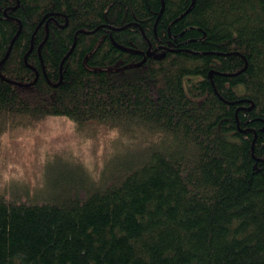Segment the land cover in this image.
<instances>
[{
  "label": "trees",
  "instance_id": "1",
  "mask_svg": "<svg viewBox=\"0 0 264 264\" xmlns=\"http://www.w3.org/2000/svg\"><path fill=\"white\" fill-rule=\"evenodd\" d=\"M51 116L0 264H264V0H0V162Z\"/></svg>",
  "mask_w": 264,
  "mask_h": 264
},
{
  "label": "rangeland",
  "instance_id": "2",
  "mask_svg": "<svg viewBox=\"0 0 264 264\" xmlns=\"http://www.w3.org/2000/svg\"><path fill=\"white\" fill-rule=\"evenodd\" d=\"M73 126L68 117L51 116L37 128L9 132L5 138L6 148L0 162V185L13 177L25 179L30 185L43 183L44 157L47 151L58 149L65 143L68 149L70 147L74 152L83 154L85 161L94 167L103 158L101 144H91L90 141L79 144L69 133Z\"/></svg>",
  "mask_w": 264,
  "mask_h": 264
},
{
  "label": "water",
  "instance_id": "3",
  "mask_svg": "<svg viewBox=\"0 0 264 264\" xmlns=\"http://www.w3.org/2000/svg\"><path fill=\"white\" fill-rule=\"evenodd\" d=\"M152 52H153V51H152ZM152 52H151V51H148V54L151 55ZM211 75H212V72H211Z\"/></svg>",
  "mask_w": 264,
  "mask_h": 264
}]
</instances>
